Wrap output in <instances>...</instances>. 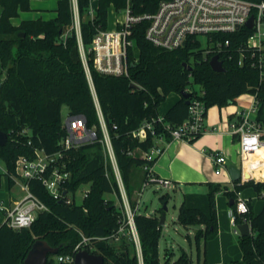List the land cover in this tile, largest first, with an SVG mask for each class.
Masks as SVG:
<instances>
[{
	"label": "trees",
	"instance_id": "16d2710c",
	"mask_svg": "<svg viewBox=\"0 0 264 264\" xmlns=\"http://www.w3.org/2000/svg\"><path fill=\"white\" fill-rule=\"evenodd\" d=\"M30 1L0 0V130L8 134L7 143L0 146V159L6 165V171L0 173V186L4 176L7 189H11L18 177L16 161L19 156H33L35 149L41 148L47 153L62 152L60 165L71 172L65 184L66 190L75 192L82 185H87L89 191L80 204H67L55 199L40 180L31 179V190L49 210L40 212L28 228L14 229L6 222L0 223V264H24L37 239L47 240L59 248L57 254L66 255L82 240V235L91 238L92 248L87 246V249L103 255L106 264H140L137 251L131 252L129 244H125L126 231L132 237L126 214L107 196L115 194L122 200L103 142L97 101L128 199L135 211L142 264H161L159 242L163 225L160 224V216L138 212V200L133 198L136 167L153 165L159 157L149 160L141 156L140 150H150L157 140L149 134L145 141H140L132 132L144 121L160 114L159 106L171 92L180 94L183 89L189 90L191 79L200 85L203 92L200 94L191 89L192 95L201 97L207 108L214 103L220 107L234 104L241 94L257 92L258 118L264 119V83L260 84L259 72L238 64L237 47L251 30L242 28L236 33L221 36L222 40L229 37L231 43L226 46L228 53L219 56L225 71H216L209 63L214 53H206L200 40L191 37L183 47L166 50L146 39L148 22L141 21L132 28L131 38L138 55L135 58L132 48L129 50L128 75L100 73L94 67L92 55L88 54L93 91L80 53L72 0H58L54 17L22 19L19 24H13L12 17L19 16L20 11L31 10ZM92 1L77 0L79 34L86 48L99 30L108 28L110 6L119 11L128 2L96 0L97 6L91 13ZM159 1L129 0L134 14L154 12ZM132 82L137 87L132 86ZM64 105L68 114L85 116L87 127L94 128L97 133L93 141L70 149L61 148L60 141L67 133L62 115ZM188 107L186 99L180 97L163 113L165 120L173 125L181 123L188 116ZM156 129L158 134L162 133L159 125ZM165 139L172 140L168 133H165ZM206 185V192H184L177 214V221L184 227L199 226L195 231L198 246L202 241L206 244L219 232V192L234 198L231 204L234 210L235 191L252 187L259 195L262 194L264 200V181L250 179L241 183L238 180L234 182V189L217 182H206ZM171 197L166 192L159 199L162 204H168ZM247 202L249 211L236 213L235 218L237 224L246 219L252 226L251 234L239 236L242 258L216 263L205 259L204 264H264V204L255 213L251 199ZM162 211L163 206L159 209ZM121 225L125 226L126 235L121 236L122 244L116 247L108 240ZM55 255L49 254L46 264H74L57 261ZM181 261L192 263L185 251L177 260L178 263Z\"/></svg>",
	"mask_w": 264,
	"mask_h": 264
},
{
	"label": "built area",
	"instance_id": "2783aa9c",
	"mask_svg": "<svg viewBox=\"0 0 264 264\" xmlns=\"http://www.w3.org/2000/svg\"><path fill=\"white\" fill-rule=\"evenodd\" d=\"M72 4L80 53L93 91L88 54L92 55L94 67L100 73L128 75L129 50L132 48L135 58L138 55V49L131 38L132 28L135 24L144 20L148 22L145 37L155 46L173 50L183 47L189 38L194 37L200 40L202 48L203 41L208 46L204 48L206 53L219 54V56L228 53L226 46L231 43L229 37L224 40L221 39L223 34L236 33L242 28L250 29L251 33L246 40L237 47L239 53L238 64L255 68L259 72L260 84L264 83V0H160L154 12L143 14H134L128 0L127 5L124 7L123 18L117 19L113 28L99 30L87 48L84 46L79 34L80 21L77 0H72ZM90 12L93 13L92 8ZM251 16H253V26L249 28L247 22ZM229 58H231V55H229ZM188 91L191 92V89ZM200 94H203V92L201 91ZM251 94L250 107L244 110H236L231 114L228 123L230 133L237 137L240 145L241 183L252 179V173L257 174L264 171V119L258 118V93ZM97 109L104 135L103 142L116 174L126 210L127 223L130 226V233L136 245L139 262L142 264L141 243L134 219L135 211L128 199L98 101ZM206 115L205 101L199 96L191 95L188 116L181 123L173 125L167 122L163 113L152 120L144 121L139 128L132 132L133 136L140 141H145L148 135L151 134L156 138L157 143L148 151L140 150L141 156L149 160L159 156L163 152L159 141L165 139V133L170 134L172 140L190 141L196 138L206 130L204 123ZM64 124L67 133L60 141L63 150L91 142L97 137L96 130L87 127L86 118L82 114L67 115ZM157 125L161 128L162 133L160 134L157 132ZM215 129L216 127L212 128V130ZM61 156L62 152L47 153L41 148L35 149L33 156H19L16 161L18 173L16 182L20 179L21 190L24 194L13 201L12 204H7L3 200L0 202V210L4 212V222L7 226L14 229L28 228L40 212L49 210L46 203L31 190L29 184L31 179L40 180L55 199L64 201L67 204H80L82 202L89 191L88 186L83 190L80 200L76 197L79 188L75 192L66 190L65 184L69 180L71 172L66 170L64 165H60ZM212 156L216 174H220L228 168L229 162L225 155L213 151ZM143 168L146 171L143 188L152 183H159L165 187L173 185L170 179L157 177L153 173L152 165L146 164ZM246 172H249V177L245 176ZM235 193L236 210L232 208L230 216L232 224L235 226V232L240 234L235 221L236 213L244 214L249 211L247 202L249 198L244 197L242 191H235ZM244 222L249 221L245 219ZM125 230V226L121 225L109 240L120 241L121 236L125 234ZM90 239L82 235V240L75 245L71 253L66 255L56 254L54 258L57 261L74 263L75 254L78 251L87 249V246L92 248L89 243Z\"/></svg>",
	"mask_w": 264,
	"mask_h": 264
},
{
	"label": "crops",
	"instance_id": "0c3cea01",
	"mask_svg": "<svg viewBox=\"0 0 264 264\" xmlns=\"http://www.w3.org/2000/svg\"><path fill=\"white\" fill-rule=\"evenodd\" d=\"M57 4H58V0H31L30 1L31 10L20 11L19 16L12 17L11 21L13 24L17 25L22 19H34L38 17H41L43 19H49L56 15L55 9L57 8ZM96 6H97V1L96 0L92 1L91 8L94 9ZM111 6L109 8V14H110ZM108 28H110L109 22H108ZM180 97H181L180 94L177 93V95L170 101L167 107L162 112L161 111L159 112L164 113ZM236 110L239 109H235V111ZM235 111H233L232 113H227L225 118L222 116V114L217 115L216 112H213V114H211L212 115L211 117L208 116L207 124L205 123L206 130L201 134L199 138L195 139L194 141L182 140V139H175V140L173 139L169 141L164 139L162 141H159V145L163 148V152L159 155L155 163L152 165L153 173L159 178H167L170 179L172 182H174L176 186L181 189L182 195L184 192H206L208 190V186L206 185V182H217L225 185L229 180L231 181L230 175L228 173V168L224 169L226 171L223 170L220 174L215 173V166L213 163L212 153L213 151H218L223 155H225L229 162V165L230 164H236L238 166L241 165L240 145L237 137L230 133V128L228 125L231 114H233ZM67 115H69L68 110H67ZM213 127H216V129L212 130ZM252 174H253L252 175L253 178L259 181L264 180V176L257 175L256 173H252ZM145 175H146V171L144 168L141 170H135L133 174V183L135 184L133 198L138 200L137 207L139 206V196L140 194H142V191L140 192V184H142L141 182L145 177ZM232 183L234 185V182ZM183 185L188 188L186 191L182 188ZM203 187H206L207 190L201 191V189H199ZM5 194L7 195L6 197L7 199H4V202H6L7 204H12L13 201L19 198L18 195L13 194L11 191H8V193ZM242 194L244 197L251 199V203L255 213H258L262 209L264 200L261 205L257 203V210H255L253 204V199L255 198V196L251 194L248 195L245 194L244 190L242 191ZM225 196H227L228 204L231 206L230 204L231 199L226 193L219 192L217 194V209L219 208L218 221L220 220V222L222 221L223 212L226 208L225 200H224ZM231 209L232 207L228 208L229 216ZM146 214H150V213H146ZM230 220H231V216H230ZM200 246L201 244L199 245V248ZM217 246L219 248V253L214 252L215 257L212 254H208V252L205 256V259L208 260V262L210 263L223 262V260L228 258V255L225 254V247H224L225 245L218 244ZM159 249H160V242H159ZM236 252L237 250L236 248H234L233 251V253L235 254L234 256H237L238 259H241L242 258L241 248H240V253L238 251L236 255ZM160 257H161V252H160Z\"/></svg>",
	"mask_w": 264,
	"mask_h": 264
},
{
	"label": "rangeland",
	"instance_id": "374dc122",
	"mask_svg": "<svg viewBox=\"0 0 264 264\" xmlns=\"http://www.w3.org/2000/svg\"><path fill=\"white\" fill-rule=\"evenodd\" d=\"M124 8L120 9L119 11L116 10L114 6H111L110 14H109V27H114L117 18L122 19L124 16ZM203 39V38H202ZM208 46L203 41V48H207ZM190 89L196 90L198 93L201 91V87L199 84H196L191 79V84H189ZM177 95V92H171L167 99L162 102V104L159 106V111H163L167 105L170 103V101ZM252 100V94L250 92H245L237 97L236 103L234 104H227L224 106H219L218 104H212L207 108V115L205 117L204 123L207 124V118L208 116L211 117L213 112H216L217 115L222 114V116L225 118L227 113H232L235 111V109L244 110L248 109L250 107V103ZM67 106L64 105L62 108V115H63V122H65L67 117ZM214 168V166H213ZM143 168L136 167L135 170H141ZM6 171V165L4 161L0 159V173H4ZM226 171V170H224ZM257 175L264 176V172H261ZM251 180L259 181L255 178H252ZM143 181L142 184H140V192L142 191V194L139 196V206L137 207V211L140 213H150L160 216L161 212H159V209L163 206V204L160 202V196L166 192H169L171 194V198L167 204L168 210L166 212V220L165 224L163 225V231L162 236L160 239V252H161V264H185L183 261L180 263L177 262L179 257L186 252V256L190 257L192 260L191 264H204L205 256L208 252V254L214 255V252L219 253L218 244H224L225 246V254L228 255V258L223 261H229L231 259H238L237 256H234L233 253L234 248H236L237 252L240 253V245H239V236L240 234H237L234 229L235 226L231 223L230 216L228 213V208L231 207L228 204V198L225 196V210L223 212L222 221L219 220V233L217 236L213 239H210L205 244L204 241L201 242V246H199L196 243L195 239V231L199 226H191V227H184L177 221V214H178V208L182 200V191L179 187L176 186V184L173 182V185L171 187H165L159 183H152L148 186L143 188ZM227 187L233 188V183L229 180L226 184ZM87 188V185H82L78 191L76 192V197L78 200L82 197V192L84 189ZM185 191L188 189L186 186L183 185L182 187ZM201 191H206L207 188H199ZM8 191H11L13 194L18 195L21 197L24 192L21 190V181L20 179L17 180L16 184L11 188V190L7 189L5 186V180L3 176V182L0 186V202L3 199H7V195L5 193H8ZM245 194H251L254 195L255 198L253 199L254 209L257 210V203L260 205L263 202L262 194L259 195L252 187L245 188L244 189ZM264 193V192H263ZM111 200H113L116 204V206H119L120 210L124 214H126V210L124 207L123 200H119V198L115 194H108L107 195ZM219 209V208H218ZM4 221V212L0 210V223ZM127 234V235H126ZM126 241L125 244H129V249L131 252L136 250V245L134 242V239L129 236V233L126 231ZM110 244H114L116 247H119L121 241L114 240H108ZM216 246V247H214ZM236 252V255H237ZM215 257V255H214Z\"/></svg>",
	"mask_w": 264,
	"mask_h": 264
},
{
	"label": "water",
	"instance_id": "95a60500",
	"mask_svg": "<svg viewBox=\"0 0 264 264\" xmlns=\"http://www.w3.org/2000/svg\"><path fill=\"white\" fill-rule=\"evenodd\" d=\"M253 16L247 22V27L252 28ZM23 34V33H21ZM210 66L216 71H225L223 61L219 58V54L213 55L209 60ZM191 69V66H190ZM1 81V78H0ZM132 86L137 87V84L132 82ZM191 92L186 89L181 90L180 96L184 97L187 103L190 102ZM8 141V134L5 131L0 130V146H4ZM228 173L231 181L235 182L241 179L242 171L241 167L236 164H230L228 166ZM234 203V198L230 200V204ZM168 210L167 203L163 204V211L160 214V224L164 225L166 220V212ZM240 230L241 236H246L252 233V226L250 222H241L237 224ZM59 248L52 246L47 240L37 239L33 242L29 249L24 264H46L49 254H57ZM74 264H106L103 255L99 253L91 252L87 249H82L75 254Z\"/></svg>",
	"mask_w": 264,
	"mask_h": 264
},
{
	"label": "bare ground",
	"instance_id": "6f19581e",
	"mask_svg": "<svg viewBox=\"0 0 264 264\" xmlns=\"http://www.w3.org/2000/svg\"><path fill=\"white\" fill-rule=\"evenodd\" d=\"M262 172H263V171H262ZM259 173H261V172H259ZM259 173H257V174H259ZM245 176L249 177V176H250L249 172H246V173H245Z\"/></svg>",
	"mask_w": 264,
	"mask_h": 264
}]
</instances>
